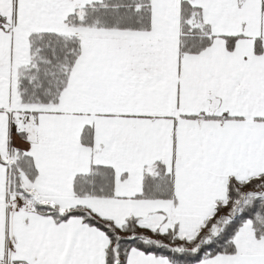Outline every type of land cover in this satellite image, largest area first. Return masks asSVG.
I'll list each match as a JSON object with an SVG mask.
<instances>
[{
  "label": "crops",
  "instance_id": "1",
  "mask_svg": "<svg viewBox=\"0 0 264 264\" xmlns=\"http://www.w3.org/2000/svg\"><path fill=\"white\" fill-rule=\"evenodd\" d=\"M181 1L171 0L169 8L165 11L160 9V12L165 13L163 20L158 22L159 26L151 22L147 31L113 29V67H117L114 71L119 73V78H129L132 87L126 92L114 81L113 100L103 109L92 111L89 118L93 123L86 125L94 127V147H106L113 143L115 155L125 151L133 158L141 151H144L145 156H148L147 150L151 151L147 163L143 162L133 171H138V177L131 184L132 192L116 193L118 199H127L132 209L124 212L120 220H114L115 223L121 227L126 220L133 218L142 229L159 232L176 229L178 234H183L181 237L189 238L212 215L215 204L225 200L229 178L245 181L264 175V115H260L261 104H264V51L260 54L253 50L236 52V48L248 38L243 35L245 33L202 21L199 13L200 23L196 28L200 27L206 36L214 38L213 42H224V37H241L235 42L233 50L228 51L229 56H234L232 63L225 53L213 56L203 51L190 56L192 62L186 71L173 69L172 58L166 53L165 43L159 42V38H165L167 33L169 35L168 27L179 26L176 40L179 47L182 35ZM188 2L192 7L197 5L195 1ZM177 3L179 7L175 5ZM151 10L153 18L155 11ZM17 11L16 0H0V17L6 23V26L0 28V53L9 35L12 55L15 53ZM226 12L230 13L231 10ZM70 14L66 11L62 15L59 19L63 21L61 26L69 28L66 21ZM80 27L84 26L73 27V31ZM76 30L73 35H77ZM158 31L160 34H157ZM259 32V36H256V31L250 32L253 36L250 39L261 36L264 40V23H260ZM31 33L26 34L24 39L27 40ZM239 56L241 64H236ZM71 76L72 71L70 79ZM175 81L177 84H174ZM172 82L173 95L168 90V83ZM62 93L57 105L28 109L35 123L31 124L30 132H27L26 126L25 132L32 149L24 153L33 158L37 176L34 181H29L23 175L20 181L23 193L11 192L7 165L10 156L4 162L1 161L0 208L1 200L6 204L13 198L17 206L21 207V196L26 198L30 206L24 210H14V218L22 224V217H31L29 226L34 229L31 232V237L34 235L33 245L40 247L45 254L36 264H105V250L109 240L102 231L88 226L79 217L57 223L34 209L35 204H40L64 213L75 207H83L99 218L113 220L110 215L112 210L103 202L104 198L77 197L73 193L70 179L76 174H85L90 159H85L84 169L68 175L62 174L65 171L60 170H53L57 176L51 172L46 173L52 178L59 177L61 181L42 180L35 154L37 138H44L45 142L59 150L72 143L71 148L76 155L86 151L85 146L80 144L85 124H80V121L74 123V115L62 114L61 109L68 104L63 102ZM243 108L246 112L242 111ZM0 111V151L5 150L6 146L7 153L9 144H12L9 143L12 134L8 126L11 121L10 111ZM76 114L81 116L83 113L77 111ZM40 117L43 119L39 123ZM44 124L48 125L49 131L54 130L56 124L62 126L57 133V142L47 138ZM62 130L69 132L66 138ZM164 171L172 177L171 199L135 198L142 191L144 173L154 177ZM100 203L102 212L99 210ZM14 225H17L16 222ZM244 229L246 231L242 232ZM234 243L235 254L217 255L197 264H264V240L255 239L251 224H243ZM5 259L0 258V264H8ZM129 263L171 264L165 257L145 254L136 249L127 253L125 264Z\"/></svg>",
  "mask_w": 264,
  "mask_h": 264
},
{
  "label": "rangeland",
  "instance_id": "2",
  "mask_svg": "<svg viewBox=\"0 0 264 264\" xmlns=\"http://www.w3.org/2000/svg\"><path fill=\"white\" fill-rule=\"evenodd\" d=\"M98 1L101 0H16V5L18 7V25L15 28L16 30H14L15 53L12 55V50L10 48V35L5 38L6 42L3 44V50L0 53V110L5 112L10 111L11 121L8 123V126L10 128V133H12L11 138L9 137V143L12 142V144H9L8 152L6 153V146L4 147L5 150L0 151V161L4 162L7 156H10V160L7 164L9 166L8 179L11 177L13 165L17 164L18 157L21 155L18 150H21V152L25 155L24 152H30L32 149L29 145V136L25 131L27 126V132H30V126L32 123H35V118H32V116L30 117V110L28 109L43 106L30 102L25 104L21 100L20 92L18 90L17 80L19 74L30 62L29 37L25 40V35L31 32V34L39 32H54L60 35L73 36V33L76 30L74 29L73 31V27L79 28V26L82 25L74 26L72 19L82 20L85 16L84 7L86 3L90 4ZM188 1H195L197 2V5L192 7ZM149 2L151 4V8L155 11L153 18L150 20V25L151 22H154L155 26H159L158 22L162 21V16L165 15V13H162L159 10L161 9L165 11V9L169 8L171 0H149ZM183 2H187V4L189 3L192 7L191 18L188 21L192 28H196L198 23H200V20L198 19L201 14L202 21L208 23L213 22L219 28L228 27L229 30L245 33L242 34L248 38L236 48V52L255 51L254 40L260 41L259 46L261 50L264 51V40L261 36L257 39H250V37H253L250 32L256 31V36H259L260 23H264V0H244L243 3H241L240 0H182L181 3ZM241 4L243 5L239 9ZM175 5L179 7L178 3ZM228 10H231V12H226ZM66 11L67 13L70 12V15L74 14L72 18H69V20L66 21L69 28L64 25L61 26L60 24H62L63 21L59 20ZM20 23L23 25H19ZM90 27L98 28L92 25L84 26L80 27V29H77L75 32L80 39V57L78 56L73 68L71 69V79L69 77L70 86L67 88L66 85L65 88L67 89H64L62 93L63 102L65 101V103L68 104H65L61 110L63 115H74L72 118L74 123L80 121V124H85L82 128L81 134L84 127H90L92 129V143L88 145L80 142L82 146H85L86 151L85 153L81 151L76 155L74 150L71 148L72 143H70L67 148L61 147L59 150L55 149L52 144L49 145L45 142L44 138L39 137L36 140L38 148L36 149L35 154L36 160L38 161V165L41 169L42 180L47 181H61L59 177L52 178L46 175L47 172H51L54 176H57L53 170L65 171L62 174L68 175L73 171L84 169L86 166L85 159L91 160L90 166L84 171L85 174L89 173L92 165H102L98 163H104L105 165L103 166L110 167L113 171V192L111 196L103 197L105 199L103 202L108 204L112 210L110 215L113 217V220L110 221L113 222V225L119 227L114 220H120L124 212L132 209V204H130L127 199H118L116 197V193L125 194L132 192L133 185L131 184L135 183L136 177H138V171H133L143 162V164L147 163L148 156H151L149 155L151 151L147 150L148 156H145L144 151H141L139 155L133 158L125 151L115 155L113 153V143L108 144V146L102 145L106 147H94V127L86 125L87 123H93V120H90L89 118L90 113L94 110L103 109L105 105L109 104L110 100H113L114 81H117L120 84L118 87L126 92L127 89L132 87V85L129 78H125V76L119 78V73L114 71L117 67H113V29L97 30ZM68 30L70 32H68ZM179 31V26L168 27L167 32H169V35L167 33L165 38L160 37L159 42L165 43L166 53H168L172 58V68L175 70H179L181 68L183 71H186L189 64L192 62V60H190V56L193 54L180 51L176 43ZM199 31L202 35L206 36V32L201 30L200 27ZM157 34H160V31H158ZM77 35L74 36L77 37ZM213 40L215 39L212 38L211 45L203 49L202 52L204 51L206 53L213 54V56L225 53L227 54V59L232 63L234 56L232 54L229 56V50L226 47L225 41L213 42ZM133 63H135V61H133ZM236 64H241L240 56L237 57ZM204 74L203 76H206ZM13 77H15V80H13ZM174 84H177V81H175ZM168 85L170 86L168 90H170L173 95V82L171 84L168 83ZM58 103L59 100L57 104ZM49 105L53 104H47L44 106ZM244 110L245 108L242 109V111ZM260 110V115H264V104H261ZM77 111L82 112L83 114L79 116L76 114ZM42 119L43 117H40L38 122L40 123ZM43 126L47 132V138L52 142H57V133L62 129V126L60 124H56L54 126V130L51 131L47 130L48 125L44 124ZM68 133L69 132L63 131L65 138ZM19 142H21V144H19ZM31 159L35 166V162L32 157ZM132 160H134L133 164ZM148 164V168H150L151 163L149 162ZM17 173V179L21 181V177L24 173L18 168ZM77 175L82 174H76L70 179L72 185ZM165 176H168L169 179L171 178L172 180L171 175L165 171L158 173L156 177L162 178ZM41 182L46 183L45 181ZM21 190L22 188L20 184V192ZM252 191L256 192L254 195L264 196V181H254L248 187L244 188L235 186V192H240V199L234 201L230 207H227L224 202L219 209L220 212L217 211L216 214L215 212L212 213L211 216L215 215V224L210 227V230L208 231L211 232L210 234H207L205 231L200 234L203 237L202 239L199 238L194 241L197 232L200 231L199 229L203 227L204 223L197 230L196 234L189 238L181 237L183 234H178L176 229L167 231L170 233L159 232L156 230L150 231L151 234L140 232L138 235L137 233H134L131 237L137 238L141 236L144 243L161 246L167 250H173L183 254H194L198 251V248L201 245L205 246L207 244L210 245L211 242L213 243V239H215L217 234L223 231L229 218H233L234 215L232 214L234 212V208L242 204L243 198L246 199L250 197V194L253 193ZM20 192L17 194H20ZM22 193L23 190L21 194ZM21 199V207L17 206V203L13 198H11L6 204L3 200H1L0 258H6L5 260H7L8 264H36V262L41 261V256L45 254L40 247H35V244L33 245L32 237L34 235L31 237V232H34V229L29 226L31 217H22V224L18 223L20 220L14 218V210H24L30 206L26 203L27 200L24 196H21ZM99 210L102 212L101 203L99 204ZM239 211L237 212L239 213ZM15 222L17 224L16 226L14 225ZM247 222L251 224L250 221H246L243 224ZM243 224L237 229L231 239L234 248V238ZM6 228H8V230H6ZM243 231H246V229L242 230V232ZM156 235L162 237H157ZM206 236L209 237L205 239ZM118 237L126 236L119 233ZM164 239L168 240L170 243L164 241ZM255 239L258 240L256 237ZM15 240H17L16 244L14 243ZM259 240H264V238H259Z\"/></svg>",
  "mask_w": 264,
  "mask_h": 264
},
{
  "label": "trees",
  "instance_id": "3",
  "mask_svg": "<svg viewBox=\"0 0 264 264\" xmlns=\"http://www.w3.org/2000/svg\"><path fill=\"white\" fill-rule=\"evenodd\" d=\"M191 10L192 7L189 3H181L180 28L182 35L179 40V49L185 53L197 54L211 45L212 38L202 35L198 28L191 27L188 23L191 18ZM84 11L85 16L82 20L72 19L74 26L92 25L103 29L133 31H147L151 26V4L149 0H101L86 4ZM73 16L74 14L70 15L67 21ZM4 26H6L5 20L0 17V28ZM239 38L241 37H224L229 51L233 50L235 42ZM29 43L30 62L26 68L22 69L17 80L21 100L25 104L29 102L43 106L57 104L68 83L71 69L79 56V39L74 35L66 36L54 32H39L29 36ZM259 45L260 41L254 40V52L256 54L262 52ZM92 132L90 127H84L80 137L81 142L90 145L92 143ZM18 151L21 155L18 157L17 164L12 167L11 177L8 181L9 190L15 193L20 192L17 168L24 173L29 181H34L37 176L31 157L24 155L21 150ZM165 177L158 178L144 173L142 191L135 198L171 199L173 197L172 180L168 176ZM254 181H264V175L252 177L245 181L229 178L226 186V198L224 201L215 204L213 212L215 214L217 211L220 212L219 209L224 202L227 207H230L234 201L240 199V192H235V186L248 187ZM72 189L77 197H109L113 192V171L108 166L92 165L88 174L75 177ZM254 193L256 192L251 193V196L246 199L243 198L242 204L234 208L233 218H229L223 231L213 239V243L211 242L210 245L205 246L201 245L198 251L191 255L144 243L141 236L131 237L134 233L138 234L140 232L151 234L150 230L140 228L133 218L128 219L123 226L116 227L110 220L99 218L83 207H75L64 213L58 212L56 208L40 204H35L34 209L41 215L53 218L57 223L66 221L71 217H79L88 226L102 231L109 240V245L105 250V264H125L127 253L131 249L139 250L145 254L165 257L171 264H197L217 255L235 254L236 251L231 239L237 229L246 221H250L257 239L264 238V196L254 195ZM214 216L204 221V225L197 232L194 241L199 238L202 239L203 237L200 234L204 231L207 234L211 233L208 231L215 224ZM119 233L124 234L126 237H118ZM207 237L209 236H206L205 239ZM164 241L170 243L168 240L164 239Z\"/></svg>",
  "mask_w": 264,
  "mask_h": 264
}]
</instances>
